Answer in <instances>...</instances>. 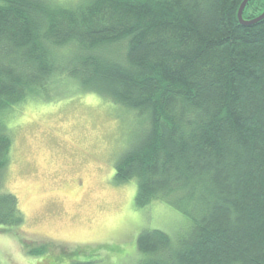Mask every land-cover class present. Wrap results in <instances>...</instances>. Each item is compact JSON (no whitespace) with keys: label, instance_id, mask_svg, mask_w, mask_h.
Masks as SVG:
<instances>
[{"label":"trees","instance_id":"obj_1","mask_svg":"<svg viewBox=\"0 0 264 264\" xmlns=\"http://www.w3.org/2000/svg\"><path fill=\"white\" fill-rule=\"evenodd\" d=\"M243 1L0 0L3 231L25 223L4 186L6 113L74 89L146 118L115 179L137 180L138 206L161 201L191 220L184 242L143 231L140 264H264V19L242 25ZM263 13L250 0L243 19Z\"/></svg>","mask_w":264,"mask_h":264},{"label":"rangeland","instance_id":"obj_2","mask_svg":"<svg viewBox=\"0 0 264 264\" xmlns=\"http://www.w3.org/2000/svg\"><path fill=\"white\" fill-rule=\"evenodd\" d=\"M73 90L6 113L13 144L4 186L18 198L25 223L0 226V264H140L143 231L161 230L175 243L191 234V220L167 204L138 206L137 180L115 179L146 118L100 94Z\"/></svg>","mask_w":264,"mask_h":264},{"label":"water","instance_id":"obj_3","mask_svg":"<svg viewBox=\"0 0 264 264\" xmlns=\"http://www.w3.org/2000/svg\"><path fill=\"white\" fill-rule=\"evenodd\" d=\"M249 1L250 0H244L240 9H239V12H238V19H239L240 23L244 26H250V25L256 24L259 21L264 19V13H263L260 17H258L257 19H255L253 21H244L243 13H244V10H245L247 4L249 3Z\"/></svg>","mask_w":264,"mask_h":264}]
</instances>
